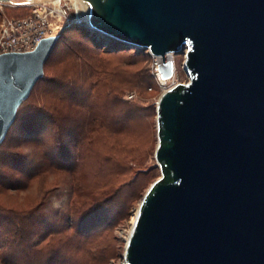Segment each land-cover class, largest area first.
I'll return each instance as SVG.
<instances>
[{
	"label": "water",
	"instance_id": "water-1",
	"mask_svg": "<svg viewBox=\"0 0 264 264\" xmlns=\"http://www.w3.org/2000/svg\"><path fill=\"white\" fill-rule=\"evenodd\" d=\"M85 4L88 22L73 17L31 50L0 53V143L69 27L148 49L163 79L173 72L166 55L183 53L189 79L159 96L160 175L123 264H264V0Z\"/></svg>",
	"mask_w": 264,
	"mask_h": 264
},
{
	"label": "rangeland",
	"instance_id": "rangeland-1",
	"mask_svg": "<svg viewBox=\"0 0 264 264\" xmlns=\"http://www.w3.org/2000/svg\"><path fill=\"white\" fill-rule=\"evenodd\" d=\"M34 4L1 3L0 23L27 16ZM53 4L63 13L53 12V34L68 18L84 17L72 0ZM68 34L73 47L89 41ZM54 60L0 143V232L11 252L0 264H123L131 217L160 175L157 102L167 87L188 81L184 54H173L166 83L156 80L149 50L135 46L100 51L94 74L83 70V59L68 66ZM52 109L63 120L54 126L65 129L61 137L48 129L43 111ZM9 220L29 244L11 247L19 227Z\"/></svg>",
	"mask_w": 264,
	"mask_h": 264
},
{
	"label": "trees",
	"instance_id": "trees-1",
	"mask_svg": "<svg viewBox=\"0 0 264 264\" xmlns=\"http://www.w3.org/2000/svg\"><path fill=\"white\" fill-rule=\"evenodd\" d=\"M66 33H78L80 35L81 40L88 38V40L90 42L87 41L85 44L81 45L80 42L77 41L75 43L76 47H73V46H71L70 42L74 43L76 41L75 40L76 37L74 36V38L72 37V39H71L72 35L71 34L66 35ZM124 47H130V46H128L124 43L117 42V41L107 40L105 37L94 38L91 35V33L85 27H69V28L64 30L61 37L58 39L52 53L50 54V56L46 60V62L44 64V71H45L46 67L48 68V66H50V68H51V65L54 64V61H55L54 59H57V57H58V60L61 61L63 64L65 63V65H67V66H68V64H70V62L72 60L78 61V60L83 59V60H85V66L83 67L84 68L83 70L87 71L88 72L87 74H90V73L94 74L97 61L100 60V51L110 54V53H115L116 51H118ZM43 77H44V75H43ZM42 78H40V79H42ZM37 81H36V83H37ZM54 83H57V82H54ZM59 86H60V84H59ZM116 87L117 86H112L113 89H115ZM41 111H43V110H41ZM43 113L45 114L46 120L49 121L48 129L50 130V132L51 133L58 132V133H54V134H58L60 137L63 136V134H65V132H64L65 129L63 127H60L57 129V131H54L55 130L54 126L58 125L57 122L63 123L62 119L60 121L57 117L54 116V114H55L54 109H52L50 111H43ZM0 210H2V209H0ZM0 212H2V211H0ZM3 219H5L3 217V215H0V223L1 222L3 223ZM9 221L12 222V224H14V225L17 224L16 220H9ZM16 226H18L19 229H16L14 231V233L11 235V237H12L11 238L12 239L11 247L12 248H16L17 246H19L22 243L29 244L28 239H26L27 236L25 235L24 238L22 239V235H20L21 234L20 230H21L22 226H19L18 224ZM7 241H8L7 237L3 236V233L0 232V262L1 263H6V259H5L6 255L10 256V254H11V252H9L5 247H3V243H6Z\"/></svg>",
	"mask_w": 264,
	"mask_h": 264
},
{
	"label": "built area",
	"instance_id": "built-area-1",
	"mask_svg": "<svg viewBox=\"0 0 264 264\" xmlns=\"http://www.w3.org/2000/svg\"><path fill=\"white\" fill-rule=\"evenodd\" d=\"M20 2L22 4L35 3L34 4L35 7L32 9L31 13L28 14L27 16L10 17V18L5 17L2 20V22L0 23V53L10 52V51H27L33 49L41 38L48 35H52L53 30H55V28L57 27L56 17L55 14H53V12L56 11L57 17L62 16L61 14H63L60 8L58 9L54 6L53 3L57 2L56 0H45L40 2H27L20 0ZM75 18L76 21H78L77 18H79V16L76 15ZM70 19L71 18H68L66 20V23L69 22ZM65 24L60 26V29ZM173 54L174 53H168L166 55L167 59L171 60L173 64L172 75L167 79L172 78L174 74ZM151 55L153 56L154 59L153 74L156 80L159 83L160 82L166 83L167 79H162L161 73L158 68V64L161 62V57L153 54ZM133 95H134L133 93L128 94V98H132Z\"/></svg>",
	"mask_w": 264,
	"mask_h": 264
},
{
	"label": "bare ground",
	"instance_id": "bare-ground-1",
	"mask_svg": "<svg viewBox=\"0 0 264 264\" xmlns=\"http://www.w3.org/2000/svg\"><path fill=\"white\" fill-rule=\"evenodd\" d=\"M15 1V0H14ZM56 1H59V0H56ZM72 2H73V5H74V7L76 8V10H78V11H80L83 15H84V17H83V20H81V21H86V22H88L89 21V15H88V9H87V6H86V4H85V0H72ZM86 9V10H85ZM87 14V15H86ZM86 15V16H85ZM163 79V78H162ZM137 213H138V211L137 212H135L134 214H133V216L131 217V225L133 226V224H134V220L136 219L135 217L137 216ZM132 226H131V228H132ZM129 233H130V231H129ZM127 240V239H126Z\"/></svg>",
	"mask_w": 264,
	"mask_h": 264
}]
</instances>
